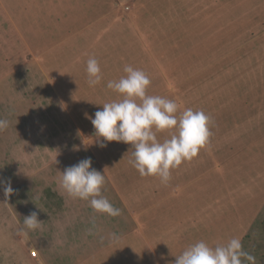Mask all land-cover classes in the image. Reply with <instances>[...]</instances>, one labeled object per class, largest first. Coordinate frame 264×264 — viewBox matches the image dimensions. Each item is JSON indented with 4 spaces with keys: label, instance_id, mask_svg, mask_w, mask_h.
Instances as JSON below:
<instances>
[{
    "label": "crops",
    "instance_id": "crops-1",
    "mask_svg": "<svg viewBox=\"0 0 264 264\" xmlns=\"http://www.w3.org/2000/svg\"><path fill=\"white\" fill-rule=\"evenodd\" d=\"M32 1L36 5L41 3V0ZM68 1L73 6L74 2L79 0ZM85 1L92 7L106 6V0ZM108 1H111V6L122 3L127 8L126 15L119 14L116 17L118 28L106 36L107 39L118 40L119 46L114 50H122L120 41L123 37L130 40L135 38L134 35L131 37V34H122L124 30L121 29L120 21L123 16L136 18L132 22L143 26L145 38L150 40V47L153 44L154 48L163 45L165 36L172 33L171 41L176 39V53L167 54L176 56L179 112L186 108L203 110L211 118L209 128L212 135L195 157L171 170V179L167 185L162 184L159 177H142L135 168L131 171V176L135 175L136 178L132 182L135 185L131 186L135 188H130V191H136L137 195L129 193V199L123 202L128 203L133 221V226L125 229L116 221L119 216L112 217L95 212L89 201L74 199L59 186V171L63 172L65 167L90 157L92 167L105 177L102 195L114 206L115 194L118 200L123 197L120 186L123 181L120 176L121 169L115 162L118 146L115 143H107L106 147L101 148L97 142L78 141L79 137H82V129L76 114L67 105L53 109L62 121L59 128L64 129L65 126L70 132L60 133L62 130H57L56 122H49L47 119L46 114L51 109L47 111V108L41 105L42 102H49L48 97L42 100L37 98L36 101H31V105H25L26 99L29 98L22 94L21 104L24 105L18 106V111L12 116L6 108L0 111V119L9 122L6 130L0 132V138H7L9 133L13 132L19 133V138L22 137L24 141L12 143L10 150L7 146L0 149V180L4 181L0 184V200L10 198V195H4V187L8 182L14 191L25 183H31L33 189H38L40 184H44L42 188L48 187V198L54 200L55 212L51 214L46 226L49 232L47 241H42L41 225L35 230L38 234L32 238L29 234L27 238L17 235L24 219L18 217L14 220L11 215L15 214L16 209L9 205V201L7 207L2 205L0 264H76V256L89 251H103L105 248H101L100 244L104 240H124L125 237L129 238L128 250L123 249L115 255L127 254L128 264H174L176 256L198 241H204L210 246L227 243L233 238L239 239L245 247L254 243L243 238L249 230L248 223L237 222L233 225L232 221L228 222L225 218L228 215L225 212H222L223 222L202 223L206 220L205 217L211 215V205L207 203L202 206V198L207 196L209 190L217 189L212 185V181L205 180L202 183V176L205 177V174H210L214 169L216 174L220 173L222 182L226 180L224 172L219 170L220 167L215 162L213 166L203 165L204 160L200 159V154L202 151L211 154V140L217 134L232 135L231 139L236 136L240 138L244 134L252 135L250 150L260 149L262 142L259 141L264 136V0ZM156 27H159L158 38L154 36L158 34L153 29ZM98 28L96 27V30ZM138 46L137 44V48ZM117 65L119 66H114V69L119 71L120 77L124 76V65ZM84 66L85 64L75 65V61H71L64 67V79L80 84L77 74L82 77V73L86 72ZM132 67L136 68L135 62ZM36 68L44 71L41 65ZM13 69L22 70V67L16 66ZM182 71L186 74L183 80L179 79ZM13 76H17V81L19 80L18 74L14 73L9 85L13 89L9 88L5 93L0 90V100L4 99V102H8L10 97H16L21 93L20 88H23V83L18 86ZM81 84L85 85L82 79ZM59 96L57 93L52 97L56 99ZM66 101L65 104H68ZM99 109L98 107L97 110ZM89 113H85L83 118L94 117L92 112ZM46 129L48 134L44 137L48 140L40 143V134ZM65 139L67 141H64ZM236 144L240 146L236 147ZM248 145L249 143L242 145L236 142L229 144L228 150L232 148L237 151L245 146L247 149ZM128 149L131 150V147ZM110 150L113 154L112 160L107 159V154L105 155ZM55 157L59 161L58 164H54ZM247 160L248 164H258L259 157L252 153ZM8 161L12 163L11 169L6 166ZM36 183H39L38 186ZM223 186L228 190L226 185H222V188ZM60 201L62 210L59 207ZM230 213L232 215V211ZM32 250L36 251V256L31 255ZM243 251L249 254L248 250ZM104 260H107V257ZM242 262L249 264L244 258Z\"/></svg>",
    "mask_w": 264,
    "mask_h": 264
},
{
    "label": "rangeland",
    "instance_id": "rangeland-1",
    "mask_svg": "<svg viewBox=\"0 0 264 264\" xmlns=\"http://www.w3.org/2000/svg\"><path fill=\"white\" fill-rule=\"evenodd\" d=\"M43 1L44 3H42ZM110 4L111 1L106 0L105 7L97 8L92 7L85 0L74 2L73 6L68 0H41V3L37 5L36 3L33 4L32 0H0V90L5 93L9 88H12L9 85L12 83L11 77L14 73L18 74V81L17 76H13V80L18 82V86L23 83V85L21 84L23 88H20L21 93L16 97H10L8 102H4V99L0 100V111L6 108L12 116L16 110L18 111V106L24 105L21 104L22 94L29 98L26 99L25 105H31V101H36L37 98L42 100L48 97L50 103L42 102L41 105L45 106L47 111L51 109L46 114L47 119L49 122H56L57 130L60 129L59 126H61L62 121L53 109L67 105L76 114L77 122L82 129V137H79L78 141L96 143L95 129L88 118L93 116L83 118L84 114L92 112L91 115H94L98 107L101 109L104 103L120 98L118 93L108 89L106 85L108 81L119 80L120 78L119 71L114 69V66H119L117 64L120 63L124 67L126 65L132 66L134 62L136 64L135 69L143 70L151 81L147 88L148 95L162 96L177 103L178 71L176 56L167 54V52L176 53V39L171 41L172 33L170 32L165 36L163 45L157 44L159 47L154 48L153 44L150 47V40L145 38L143 26L132 22L136 18H124L123 16L120 21L121 29L124 30L122 34L126 36L131 34V37L134 35L135 38L130 40L128 37H123L120 41L122 50H114L116 46H119L118 40H114L115 38L107 39L106 36L118 28L119 25L115 22L116 17L119 14L126 15L127 8L122 3L115 4V6ZM103 11L106 13L102 14ZM96 27L99 28L96 30ZM153 29L158 33L154 36L158 38L159 27ZM130 43L132 45H127ZM137 44L139 45L138 48ZM91 57L98 61L101 69L102 78L99 84L94 87L89 86L87 72L82 73V77L77 74L80 84L64 79V67L66 65L75 61V65L85 64V68L88 59ZM125 60L126 62H124ZM37 65H41L44 71L41 69L39 71L36 68ZM4 66L8 67L4 68ZM16 66H21L22 70L13 69ZM183 77H186V74L182 71L179 79L183 80ZM81 79L82 83L85 81L84 86L81 84ZM218 90H220L219 87ZM57 93L60 96L54 99L52 96ZM64 101L68 104H65ZM51 127L54 128L52 123ZM60 130H62L60 133H70L65 126L64 129ZM45 134H48L47 129L40 134V143L48 140L44 137ZM53 134L56 133L53 132ZM231 136L227 134L214 135L211 140L213 147L211 154L203 151L200 154V159L204 160L203 165L213 166V162H215L220 167L219 170L224 172L223 176L226 180L222 182L220 173L216 174L214 169L210 174H205V177L202 176V183L209 180L217 188L214 191L209 190L207 196L202 198V206L207 205V203L211 205V215L205 217L206 220H203L202 223L223 222L222 212L228 214L225 218L228 222L232 221L233 225L237 222L248 223L249 230L243 238L254 243L248 247L242 246V250L246 249L250 255L254 256V264H264V136L259 141L262 142L259 145L260 149L255 151L250 150L252 135L244 134L240 138L236 136L232 139ZM157 138L162 142L164 139L170 138V133L167 131L157 133ZM235 141L242 145L249 143V147L246 149L247 146H245L237 151L230 147L231 149L228 150L229 144L236 143ZM21 142L24 141L22 137L19 138V133L12 132L7 138H0V149L7 146L10 150L12 143ZM106 143H115L118 146L115 151V162L119 164V169H121L120 176L123 181L120 186L123 197L118 200L115 194L114 207L119 208L121 212L119 220L116 218V221H119L121 228L127 229L133 226V221L127 207L128 203L124 204L123 202L129 199V193L137 195L136 191H130V188H135L131 186L135 185L132 182L136 178L135 175L131 176L134 168L128 163L132 148L131 150L128 149L130 145L123 142L111 141ZM238 146L240 145L236 144V147ZM252 153L259 157L258 164H248L247 159H250ZM105 155L107 159L112 160L111 150L107 151ZM208 155L209 157H207ZM11 165L10 161L6 164L10 169L12 168ZM38 184L36 183V186ZM221 184L226 185L228 190L224 189V186L222 188ZM40 185L41 187L38 189H33L31 183L20 185L10 195L9 200H0L2 202L0 207L2 205L7 207L9 201V205L16 209L14 215L9 214L14 220H17L18 217L23 220L33 211L37 212V219L40 220L42 226L40 230L41 240L47 241L49 232L46 226L51 214L55 212L53 210L54 200L48 198V187L42 188L44 184ZM225 195L228 196L223 199L222 196ZM59 205L62 210V201L59 202ZM230 211H232V215ZM28 234L32 238L33 235L38 234V231L29 230ZM100 245L101 248H105L103 251L85 252L83 255L74 258L75 263L128 264L129 257L127 254L115 255L116 252L119 253L123 249L128 250V237H125L124 240H104ZM108 256H115V258L110 259ZM106 257L107 260H104Z\"/></svg>",
    "mask_w": 264,
    "mask_h": 264
},
{
    "label": "clouds",
    "instance_id": "clouds-1",
    "mask_svg": "<svg viewBox=\"0 0 264 264\" xmlns=\"http://www.w3.org/2000/svg\"><path fill=\"white\" fill-rule=\"evenodd\" d=\"M123 71L126 75L119 80L108 81L106 85L122 99L104 103L94 113V118L88 117L95 129L98 146L106 147V142L111 141L129 144L132 151L128 163L140 176H156L162 184L167 185L171 179V170L184 161H190L209 142L212 135L209 128L211 118L203 110L186 108L179 112L174 100L148 95L147 88L151 81L143 70L126 65ZM86 72L89 86L94 87L100 83L101 69L94 57L88 59ZM8 123L6 119H0V131ZM165 131L170 133V138L161 142L157 133ZM58 163L55 157L54 164ZM59 172V186L68 196L89 201L95 212L112 217L121 214L120 209L102 195L105 177L92 167L90 157ZM3 183L0 180V184ZM13 191L8 182L4 187L5 197ZM37 216L35 211L26 216L17 235L27 238L26 229H38L40 220ZM242 258L254 264L255 258L242 250L237 238L215 246L198 241L176 256L174 264H243Z\"/></svg>",
    "mask_w": 264,
    "mask_h": 264
},
{
    "label": "built area",
    "instance_id": "built-area-1",
    "mask_svg": "<svg viewBox=\"0 0 264 264\" xmlns=\"http://www.w3.org/2000/svg\"><path fill=\"white\" fill-rule=\"evenodd\" d=\"M30 253H31V255L36 256V251L35 250H32Z\"/></svg>",
    "mask_w": 264,
    "mask_h": 264
}]
</instances>
